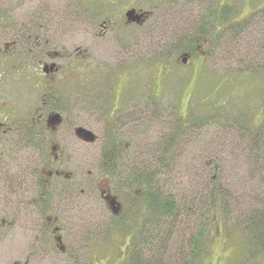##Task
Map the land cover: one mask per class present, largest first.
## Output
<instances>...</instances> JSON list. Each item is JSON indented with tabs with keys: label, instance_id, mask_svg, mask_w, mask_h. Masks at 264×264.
<instances>
[{
	"label": "rangeland",
	"instance_id": "rangeland-1",
	"mask_svg": "<svg viewBox=\"0 0 264 264\" xmlns=\"http://www.w3.org/2000/svg\"><path fill=\"white\" fill-rule=\"evenodd\" d=\"M224 6L232 7L229 20L221 15ZM128 9L150 11L153 18L146 25L125 31ZM256 11L260 17L241 36L225 32L228 26ZM37 15L54 20L58 25L56 34L67 33L74 46L64 53L71 59L60 61L62 66L74 62V68L67 67L59 76V87L65 120L60 130L64 142L61 153L67 160L66 172L75 175L69 183L63 179L54 181L51 189L56 191L53 207L66 230L62 234L66 247L76 255L69 259L44 236L43 248L33 250L41 251L34 264H113L115 255L107 253L103 244L110 248L120 238H126L136 226L138 210L132 208L131 224L129 217L111 220L112 216L99 205V188L113 191L116 181L120 185L122 180L106 181L101 177L100 171L106 165L101 145L82 144L76 140L74 130L83 127L101 133L110 124L111 119L105 118L112 108L121 105L123 112L136 103L142 106L145 132L141 142L132 143V157L120 162L121 169L128 166L131 173L135 167L142 170L145 165V171H155L159 163L155 158L164 154L167 139L176 136L169 166L159 178L166 194L182 206L196 204L192 226L198 227L194 230H201L207 222L209 246L197 264H207L209 260L216 264H264L260 243L252 240L245 224H238L244 212L264 204V122H260L264 117V45L260 42L264 39V0H0V18L30 24ZM106 15L114 22L105 19ZM86 32L88 41L84 40L85 34L88 39ZM182 34L187 36L185 42L191 41L193 35L199 36L191 51L176 48ZM210 40L211 46L207 43ZM184 55L189 57L188 64L181 61ZM247 66L254 73L244 71ZM22 67L23 73L10 69L2 74L0 70V99L9 108L11 117L7 120L14 129L3 138L0 152L6 179L13 180L20 173L24 181L21 208L26 211L20 213L17 195L10 192L6 204L4 196L9 187L1 174L0 264H15L27 253L25 249L35 244L31 236L38 218L30 209L37 187L31 190L32 181H36L37 171L42 173L43 162L52 154L47 135L40 137L42 145L21 141L19 126L33 124L44 114L38 81L32 79H40L41 68L30 58ZM128 95L131 99L122 101L121 98H130ZM34 109L38 113L32 114ZM178 120L186 124L184 131L177 130ZM111 126L115 125L106 128ZM135 129L139 130L137 125ZM254 143L259 150L251 148ZM216 177L230 204L229 217H219L214 224L209 222V216L205 221L203 215L207 213L199 211V205L209 201L207 196ZM70 188L79 195L72 194L75 202H70L71 194L68 197ZM7 211L10 218H6ZM41 218L46 225L44 216ZM3 219L9 220L11 231L3 229ZM114 222L119 223L115 230L104 226ZM100 229L106 230L101 233ZM184 236L186 240L189 237ZM129 254L124 257L126 264H130Z\"/></svg>",
	"mask_w": 264,
	"mask_h": 264
},
{
	"label": "flooded vegetation",
	"instance_id": "flooded-vegetation-1",
	"mask_svg": "<svg viewBox=\"0 0 264 264\" xmlns=\"http://www.w3.org/2000/svg\"><path fill=\"white\" fill-rule=\"evenodd\" d=\"M226 7V6H224ZM38 10V9H36ZM130 10H136L137 15L143 16V20L145 21L144 24L149 23V21L153 18L152 12L146 11L143 9H128ZM127 14V13H126ZM105 19L110 18V15L104 16ZM125 31L127 29L135 28L137 26L136 23H128L126 20L125 15ZM111 22H114L113 20H109ZM109 23V22H108ZM142 24V25H144ZM145 24V25H146ZM54 20H50L49 17H45L42 15H37L34 17V21L32 23H23L20 22L19 24L16 21H13L12 18H0V70H2V74H5L8 70H18V72L23 73L25 72V68L22 66L24 65V62L27 61V58H30L31 60L37 62L39 68H41V75L39 76L40 79L32 78L35 82L38 81L39 86V92L40 100L42 101L43 107L42 110L44 114H41L38 119L35 121L33 120V128L35 126L39 127L36 129L38 132H43L44 136L47 135V143L50 145L51 148V155L47 157V159L43 162V170L42 173H39L37 171V177L36 181H32V187L31 190L37 189L36 195L33 198V202L31 203V206L33 207V212L30 209L31 213L37 216V224L33 227L34 234L31 236L32 240L34 241V245L29 247L28 249H25L27 251L26 254H24L23 257L16 259L15 264H34L36 261V258L39 257V254L41 251L34 252L33 250L38 249L40 246V250L43 248V243L45 241L43 240L44 236H46V239L48 241L54 242L55 248L60 250L61 253H63L64 256H67L69 259H73V257L76 255V252H70L69 249L66 247V240L64 239V235H62L64 232H66L64 225L61 221V218L56 216L57 212L55 207H53V204L56 199V191H52L51 184L54 181H59L60 179H63L64 182H68L72 178H74V175L72 172L67 173L66 172V158L64 157V154L61 153L62 144L63 142V136H61V128L63 127L65 120L63 118V112L60 109L62 107V89L59 87L60 85V75L64 73L65 69L67 67L74 68V62L70 63L68 61V66H62L60 65V61H64V59L70 60L72 57L71 55L67 56L64 55V53H67L69 50L67 48H74V46L71 44V38L67 33L58 35L56 34L57 30ZM60 26V24H59ZM61 31V30H60ZM88 35V39L86 38L84 40H89V33L86 32ZM128 33V32H127ZM89 46V44H88ZM37 77V76H36ZM53 91V92H52ZM130 96V95H128ZM92 98H94L92 96ZM122 101H129L131 99L126 97L121 98ZM123 102V103H124ZM94 103V102H93ZM122 104V103H121ZM136 106V107H135ZM135 106H132V108L127 111H121V105L120 108L113 109L109 111V113L106 116V120H110L109 123L113 124L115 126H111L110 129H107L106 126L110 125L107 124L103 131L100 133V131H92L94 135L96 136L97 142L95 144L101 145V151L104 155V160L112 161V160H122L126 158L127 156L132 157L130 151L128 150V144H132L134 142H141L140 136L145 132L144 128V120L145 118L142 116V106L140 107L137 103ZM8 107L3 106V101L0 99V111L1 115L4 113V116L0 117V143L3 142V138H6L13 132V128L9 126L8 118H10V114L7 112ZM121 111V112H120ZM40 112V111H39ZM38 113L37 109H34L32 111V114ZM59 114L61 116V119L63 120V123L61 126L57 127L55 131H53L51 128H49L48 124V118L52 115ZM139 128L137 131L135 127ZM25 126V125H24ZM24 126L20 125L18 132H23ZM135 126V127H134ZM83 128V127H82ZM77 129V128H75ZM86 129V128H84ZM88 130V129H86ZM17 132V133H18ZM122 132L123 136L120 137V133ZM138 133V134H137ZM74 136H75V130H74ZM116 137V138H115ZM76 138V136H75ZM77 141L81 142L84 145L85 142L79 140L76 138ZM126 143V150L121 149L120 146ZM94 144V145H95ZM5 163H4V157L2 153L0 152V175L2 174V177H4V181L6 180V187H9V190L7 188L6 195L4 196L6 199V204L10 201V198H8V192L10 194H14L17 198V205L20 208V213H26L24 209L21 208L23 203L22 198V179L20 176V173H16L14 179L12 180V177L10 178L11 181H7L10 179H6L5 177ZM106 181L111 180L112 176L107 171L102 169L100 171ZM10 174V171L8 172ZM90 174L92 172L90 171ZM117 174V173H116ZM20 176V177H19ZM32 176V175H31ZM34 178V177H33ZM34 180V179H33ZM40 182V186L38 183ZM3 184L1 178H0V185ZM123 184H120L118 186H121ZM28 186V185H26ZM35 187V188H34ZM127 187V186H126ZM50 188V190H49ZM110 188H99L100 194V206L106 210L108 215L112 216L111 220L116 221H122L124 218L129 217V224L132 223V201L130 200V195H127L128 199L123 200V198L118 194L119 191L114 190ZM120 189V188H119ZM127 189V188H124ZM122 189V190H124ZM81 192L84 194V190L82 189ZM117 192V193H116ZM68 197L69 194L77 195V191L74 188H70L69 192L67 193ZM54 195V196H53ZM82 195V194H81ZM52 197L49 203V208L46 214L43 213L41 208V199L46 197ZM79 197V195H77ZM83 196V195H82ZM124 196V195H123ZM126 196V195H125ZM113 198L115 197L117 199V202L121 205V212L119 216L113 215L110 209V205H108V202L106 201V198ZM91 199V197H88ZM71 199V200H70ZM70 202H75L73 195L70 197ZM45 203L47 201H44ZM43 202V203H44ZM44 203V204H45ZM46 205V204H45ZM7 206V205H6ZM22 209V210H21ZM6 218H10V212H6ZM41 216H44V219L47 221L46 225L43 226ZM47 216V217H46ZM134 216V215H133ZM145 220V216L142 218L140 216H137V222H136V229L131 231L130 233L126 234V238H120V242L117 241L113 247L108 248V245L106 243L103 244V248L105 251H108L107 253H111L114 256L113 264H126L125 263V255L127 252L131 254L134 247L133 243L137 241V239H140V236L137 234L139 227H143V222ZM41 222V223H40ZM142 223V224H141ZM140 226H139V225ZM3 229L6 230V227L10 230L11 224L9 220L3 219L2 222ZM119 225L118 222L111 223L110 225H105L106 229L108 230H115V227ZM100 229L101 233H104L106 230ZM11 231V230H10ZM9 231V238H11V232ZM45 231V234H43ZM8 234V233H7ZM135 234V235H134ZM123 235V234H122ZM93 234H91V237ZM124 236V235H123ZM141 241V240H140ZM29 250H32L33 252H30Z\"/></svg>",
	"mask_w": 264,
	"mask_h": 264
},
{
	"label": "trees",
	"instance_id": "trees-1",
	"mask_svg": "<svg viewBox=\"0 0 264 264\" xmlns=\"http://www.w3.org/2000/svg\"><path fill=\"white\" fill-rule=\"evenodd\" d=\"M231 10V6H226L223 7L220 12L223 17L225 16V18L229 20L231 17ZM258 14L259 13L256 11V13L251 14V16L245 20L238 21L234 25L228 26L225 32H237L241 36L240 33L246 32L257 17H260ZM184 36L185 34H182V36L177 39L178 42L176 48L184 47L186 51H191L199 36L193 35L190 37L192 40L189 42H185L184 38L187 36ZM219 40H221V38H219ZM210 41L207 43L211 46L212 41L211 43ZM260 42L264 45V39H260ZM249 67L250 66H247L243 70L254 73L253 69ZM216 119L217 118H212V120ZM177 124L179 125H177V130L184 131L187 128L186 124L184 125L180 120H178ZM38 128L39 127L37 126L33 128L31 124L25 125L23 132H19V135L23 137L21 141H26V143L30 145H38V143L42 145L43 141L40 137L44 134L43 132L36 131ZM258 135L260 140V134ZM176 141V136L172 137V139H167L163 151L160 149L164 154L161 155L162 157L155 158L156 160H159V163L157 164L158 167L153 172L148 170L145 171L147 168L145 165L142 167V170H138L137 167H135V169L131 170V173L128 171V166L122 170L120 162L125 159L105 161L106 165L103 169L111 174L112 179L117 178L122 180L121 184L123 185L121 186H118L116 181L115 189L117 190L119 187L120 189L117 191L124 196L130 195L132 206L138 210L137 212L139 216L141 218L145 216L143 227L138 224L140 229L137 234L140 236V239H137V241L133 243L132 247L134 248L131 254H129L130 264H170L172 262L179 264H197L202 257L206 255L205 253L209 246L208 231L205 227L207 222L202 224L201 230H194L198 227V224L196 227L192 226L194 225V223H192L194 214L197 211L195 209L196 204L187 205L185 203L182 206L171 194H166L163 181L159 178L163 172H166L164 169L169 166V158L172 155L171 151L174 149ZM256 143L251 145V148L257 151L260 147ZM131 147L132 144H129L128 150L130 152L132 151ZM139 147L141 146L139 145ZM120 148L126 150L127 147L125 148V145L122 144ZM145 150L146 149H144V151ZM138 152H141V149ZM253 154L254 153L251 155ZM133 161H135V159H133ZM38 185H41L40 182ZM224 190L223 184L220 183L219 178H217L212 187H210V193L207 196L209 201L205 200L199 205V207L201 206L199 211L207 213V215H203L205 221L207 220V216H209V222H213L214 224L219 217H229L227 207H229L230 203L227 202L228 199H226L225 194H223ZM131 192L134 193L133 199L131 198ZM44 199L45 198L41 199L40 205L43 213L46 214L50 206L49 200H51L52 197L48 196L46 197V200ZM44 201L47 202L45 203ZM238 224H241L242 226L245 224V230L251 234L252 240L260 243L264 250V204H259L250 211L244 212L243 218ZM136 227L138 226L132 227L131 231L134 232ZM186 230L188 231L186 232ZM184 235H189L187 240ZM171 245H173L174 248H171ZM170 250L174 251L169 255Z\"/></svg>",
	"mask_w": 264,
	"mask_h": 264
},
{
	"label": "water",
	"instance_id": "water-1",
	"mask_svg": "<svg viewBox=\"0 0 264 264\" xmlns=\"http://www.w3.org/2000/svg\"><path fill=\"white\" fill-rule=\"evenodd\" d=\"M126 20L128 23H136L137 25L144 24L143 16L137 15L136 10H130L126 14ZM188 56L184 55L182 57V62L184 64H188ZM63 123V120L61 119V116L59 114L52 115L48 118V124L49 128H51L53 131L56 130L57 127L61 126ZM75 136L77 139L85 142L86 144H95L97 142L96 136L94 133L90 130H86L82 127H78L75 129ZM106 201L108 202V205H110V209L113 215L119 216L121 212V205L117 202V199L115 197L106 198Z\"/></svg>",
	"mask_w": 264,
	"mask_h": 264
},
{
	"label": "snow or ice",
	"instance_id": "snow-or-ice-1",
	"mask_svg": "<svg viewBox=\"0 0 264 264\" xmlns=\"http://www.w3.org/2000/svg\"><path fill=\"white\" fill-rule=\"evenodd\" d=\"M260 122H264V117H262V119L260 120ZM207 264H216V262L214 260H209L207 262Z\"/></svg>",
	"mask_w": 264,
	"mask_h": 264
}]
</instances>
